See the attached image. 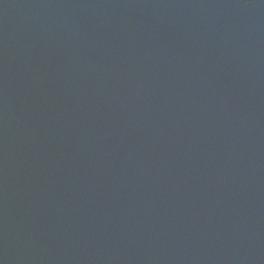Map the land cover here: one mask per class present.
I'll return each instance as SVG.
<instances>
[{
	"label": "water",
	"instance_id": "95a60500",
	"mask_svg": "<svg viewBox=\"0 0 264 264\" xmlns=\"http://www.w3.org/2000/svg\"><path fill=\"white\" fill-rule=\"evenodd\" d=\"M0 264H264V0H0Z\"/></svg>",
	"mask_w": 264,
	"mask_h": 264
}]
</instances>
